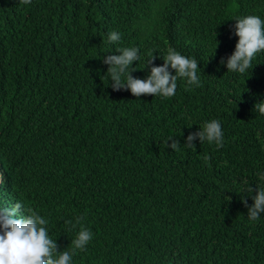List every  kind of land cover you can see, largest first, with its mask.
<instances>
[{
	"label": "trees",
	"instance_id": "16d2710c",
	"mask_svg": "<svg viewBox=\"0 0 264 264\" xmlns=\"http://www.w3.org/2000/svg\"><path fill=\"white\" fill-rule=\"evenodd\" d=\"M247 15L264 19V0H0V207L35 210L60 251L79 230L65 221L85 217L72 264H264V213L241 202L264 189V51L243 74L220 64ZM125 47L139 79L150 53L195 58L200 87L113 91L103 59ZM213 119L224 146L187 148Z\"/></svg>",
	"mask_w": 264,
	"mask_h": 264
},
{
	"label": "clouds",
	"instance_id": "9594fccd",
	"mask_svg": "<svg viewBox=\"0 0 264 264\" xmlns=\"http://www.w3.org/2000/svg\"><path fill=\"white\" fill-rule=\"evenodd\" d=\"M18 2L30 5L32 0ZM234 21L233 34L238 38L235 50L226 61L222 58L220 64H226L227 71L243 74L253 68V59L264 51V19L257 15H247ZM120 40L118 32H111L107 36L108 43L112 45L118 44ZM216 42L217 46L218 41ZM116 51L119 55H108L103 59V63L108 65L107 73L113 91L128 90L136 98L142 95L169 98L176 93L178 79H185L187 86L200 87L198 61L180 54L173 48H168L166 55L159 57L163 60L161 66H153L157 57L154 53L149 54L143 67L149 68L146 79L134 78L130 74L136 70L131 67L133 62L141 59L138 48L125 47ZM186 90L191 89L186 87ZM255 109L264 114V101L258 102ZM223 135L221 123L213 119L205 122L197 132L189 133L184 145L195 149L193 142L198 140L199 143L215 144L219 149L224 146ZM165 146L171 150H179L180 143L174 136H169L165 140ZM204 159L208 160L210 157L205 156ZM252 191L253 189L248 186L247 192ZM251 198L253 200L251 206H248L243 198L241 202L248 210V219L256 221L260 214L264 213V189H256V194ZM84 219L85 217L78 216L75 222L65 221L69 231L76 229L77 226L79 230L70 242L71 249L60 251L56 240L49 236L47 228L49 221L35 210L25 209L21 202H16L11 208L0 207V264H72L73 256L85 251L93 238V233L82 224Z\"/></svg>",
	"mask_w": 264,
	"mask_h": 264
}]
</instances>
